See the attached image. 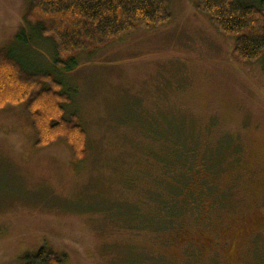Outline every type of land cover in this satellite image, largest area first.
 Instances as JSON below:
<instances>
[{"label": "rangeland", "instance_id": "374dc122", "mask_svg": "<svg viewBox=\"0 0 264 264\" xmlns=\"http://www.w3.org/2000/svg\"><path fill=\"white\" fill-rule=\"evenodd\" d=\"M166 1L168 24L79 52L62 71L53 41L24 20L30 0H0V55L62 83L65 117L88 135L78 161L64 141L36 146L25 104L0 111V264L44 246L68 264H189L195 252L201 264H264V56L240 62L198 0ZM182 138L198 145L193 187L216 189L196 187L200 202L171 234L144 220L168 194L156 160L175 161Z\"/></svg>", "mask_w": 264, "mask_h": 264}, {"label": "trees", "instance_id": "16d2710c", "mask_svg": "<svg viewBox=\"0 0 264 264\" xmlns=\"http://www.w3.org/2000/svg\"><path fill=\"white\" fill-rule=\"evenodd\" d=\"M197 8L222 35L235 39L233 54L237 60L255 63L264 56V0L261 6L242 0H198ZM171 19L166 0H30L24 17L26 24L35 27L41 37L53 41L54 65L62 71H72L77 66L75 56L79 52L95 51L127 33L161 27ZM71 101L63 84L50 73H26L16 59L0 55V111L25 104L36 132L37 147L64 141L74 158L83 161L88 135L78 123V115L65 117V106ZM197 146L191 139L187 143L182 138L173 143L175 161H170L166 153L157 158L166 175L160 178V184L166 187L163 193L168 194L157 195L159 216L144 220V225L148 221L147 228L175 234L184 215L197 207L195 202H200L195 188H207L209 192L216 189L204 182L201 188L193 187L198 165L196 158L190 157L199 153ZM131 221L136 222L137 217ZM153 258L146 256L145 260L163 264ZM189 258V264H201L197 252ZM68 261L67 254L44 246L24 253L17 264H68Z\"/></svg>", "mask_w": 264, "mask_h": 264}]
</instances>
